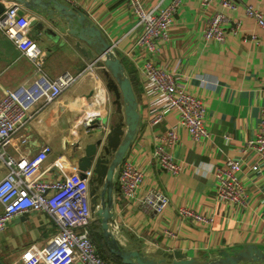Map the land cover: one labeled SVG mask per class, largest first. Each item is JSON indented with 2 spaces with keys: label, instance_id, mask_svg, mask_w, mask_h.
<instances>
[{
  "label": "crops",
  "instance_id": "obj_1",
  "mask_svg": "<svg viewBox=\"0 0 264 264\" xmlns=\"http://www.w3.org/2000/svg\"><path fill=\"white\" fill-rule=\"evenodd\" d=\"M60 1L84 13L100 28L124 64L141 115L126 157L134 155L135 164L144 172L141 194L157 189L170 198L169 207L162 214L145 209L139 202L128 204L119 199L116 193L119 167L113 195V230L117 237L126 247L159 258L180 252L187 258L212 259L220 251L231 253L247 245L264 248V162L248 146L259 132L264 105V32L246 13V8L251 6L264 14V0H238L236 10L222 6L221 0H210L205 5L203 0H183L169 29V38L159 44L160 51L155 56L136 45L143 27L138 24L129 0H76L72 4ZM140 1L146 10L171 3V0ZM2 3L6 9L15 1L2 0ZM20 6L30 20L27 34L44 50V70L52 78L71 72L79 79L58 100L35 114L12 139L7 152L17 158L27 157L37 153L44 144H50L52 151L41 170L48 169L49 179L66 178L78 170L72 158L73 145L79 141L84 143L92 132H108L122 120L123 114L113 104L105 69L99 65L103 60L100 55L82 44L85 53L67 29L52 24L36 10ZM216 12H223L230 19L224 25V43L203 36L206 19ZM34 20L37 23L33 26ZM236 21L241 22L238 33L232 31ZM245 35H256L257 41L244 43ZM149 58L174 72L181 86L206 101L208 139L194 141L173 112L167 114L164 126L150 125L149 115L165 107L155 103L146 92L140 69ZM91 62H96L97 76L85 72ZM33 76L30 60L0 31V100L6 90L27 84ZM168 125L175 126L179 135L178 144L171 149L182 167L175 176L161 170L153 156L157 138ZM229 159L242 164L239 177L246 195L239 204L226 203L217 193L218 173L225 169ZM7 172L0 159V181ZM95 186L91 184L92 192ZM101 190L102 186L97 194ZM181 207L212 218L211 225L204 227L182 218ZM93 212L91 228L101 225L98 214ZM57 232V225L44 212L19 215L0 230V258L6 264H24Z\"/></svg>",
  "mask_w": 264,
  "mask_h": 264
},
{
  "label": "built area",
  "instance_id": "obj_2",
  "mask_svg": "<svg viewBox=\"0 0 264 264\" xmlns=\"http://www.w3.org/2000/svg\"><path fill=\"white\" fill-rule=\"evenodd\" d=\"M64 1L72 4L76 0ZM209 1L203 0L202 3L205 5ZM182 2L183 0H171L167 6L158 4L154 9L146 10L140 0H129L138 24L143 27L136 45L150 56L157 55L160 51L159 44L169 38V29ZM221 4L236 10L238 0H221ZM20 5L15 2L0 14V31L30 60L34 67V76L27 84L6 90L0 100V159L8 169L7 175L0 181V203L3 206L0 230L19 215L31 211L44 212L57 225L58 232L43 249L33 253L24 264H114L102 257L98 244L92 238V172H86L87 176L83 177L79 170H75L66 178L49 179L46 176L48 169L41 170L52 151L51 145L47 143L37 153L27 157L17 158L7 152L12 139L35 114L58 100L79 79V76L71 72H64L52 78L44 70V50L37 40L27 34L30 20L25 14L20 15L23 10ZM246 13L255 19L264 32V14L251 6L246 8ZM229 21L228 15L223 12L210 15L205 21L203 36L224 43V25ZM234 24L232 31L240 32L241 22L236 21ZM252 40L257 41V36L245 35L242 39L244 43ZM95 67L96 62H91L85 72L97 76ZM140 70L145 79L148 96L152 97L155 103H161L165 107L149 115L150 125L164 126L167 114L173 112L179 117V124L189 132L194 141L208 139L206 101L181 86L174 72L153 63L152 58L146 60ZM262 94L264 97V89ZM157 139L153 156L159 168L173 176L179 174L182 167L171 152L179 142L176 127L166 126L164 134ZM248 146L264 162V105L261 109L259 132ZM241 172L242 164L229 159L225 169L218 173L217 193L222 201L230 204L243 201L246 192L239 177ZM118 173L116 193L119 199L128 204L139 202L145 209L157 214H162L169 207L170 198L157 189H150L141 194L145 176L143 170L135 164L134 155L123 160ZM179 215L204 227L212 223V218L184 207L179 209Z\"/></svg>",
  "mask_w": 264,
  "mask_h": 264
},
{
  "label": "water",
  "instance_id": "obj_3",
  "mask_svg": "<svg viewBox=\"0 0 264 264\" xmlns=\"http://www.w3.org/2000/svg\"><path fill=\"white\" fill-rule=\"evenodd\" d=\"M14 1L44 14L52 24L67 29L69 35L78 40L79 47L85 44L90 47V52L97 53L103 59L99 65L105 69L106 86L113 95V104L123 114V118L118 124L110 127L108 132H92L87 135L84 143H75L72 158L76 160L83 177L87 176L86 172H93L91 184L96 186L91 194L92 210L101 220V232L109 252L120 258L123 264H264V248L255 245H247L231 253L220 251L218 257L212 259L187 258L180 252H175L168 258L150 257L140 249L126 247L113 230L115 177L137 134L141 115L124 64L100 28L79 10L60 0ZM4 10L5 6L0 0V14ZM22 14L23 10L20 11V15ZM36 23L37 20H34L32 25ZM82 48L86 53V49ZM101 186V193L97 194ZM0 264L6 263L0 258Z\"/></svg>",
  "mask_w": 264,
  "mask_h": 264
},
{
  "label": "trees",
  "instance_id": "obj_4",
  "mask_svg": "<svg viewBox=\"0 0 264 264\" xmlns=\"http://www.w3.org/2000/svg\"><path fill=\"white\" fill-rule=\"evenodd\" d=\"M132 85H133V83H132ZM92 238L98 244L99 251H100L102 257H104L107 260L112 261L114 264H123L120 258L113 255L107 249L106 244H105L104 239H103V235H102L100 226H99V231H97V233L92 232Z\"/></svg>",
  "mask_w": 264,
  "mask_h": 264
},
{
  "label": "rangeland",
  "instance_id": "obj_5",
  "mask_svg": "<svg viewBox=\"0 0 264 264\" xmlns=\"http://www.w3.org/2000/svg\"><path fill=\"white\" fill-rule=\"evenodd\" d=\"M98 228H99V223L92 226L91 231L97 233V231H99Z\"/></svg>",
  "mask_w": 264,
  "mask_h": 264
}]
</instances>
